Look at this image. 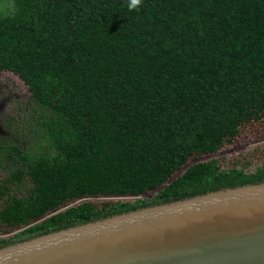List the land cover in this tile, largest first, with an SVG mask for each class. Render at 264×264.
<instances>
[{
    "label": "trees",
    "instance_id": "1",
    "mask_svg": "<svg viewBox=\"0 0 264 264\" xmlns=\"http://www.w3.org/2000/svg\"><path fill=\"white\" fill-rule=\"evenodd\" d=\"M129 3L0 0V73L26 90L2 118L0 229L19 232L0 247L264 182V163L187 166L264 119V0Z\"/></svg>",
    "mask_w": 264,
    "mask_h": 264
},
{
    "label": "water",
    "instance_id": "2",
    "mask_svg": "<svg viewBox=\"0 0 264 264\" xmlns=\"http://www.w3.org/2000/svg\"><path fill=\"white\" fill-rule=\"evenodd\" d=\"M0 264H264V182L15 241Z\"/></svg>",
    "mask_w": 264,
    "mask_h": 264
},
{
    "label": "rangeland",
    "instance_id": "3",
    "mask_svg": "<svg viewBox=\"0 0 264 264\" xmlns=\"http://www.w3.org/2000/svg\"><path fill=\"white\" fill-rule=\"evenodd\" d=\"M25 94V87L16 76L7 72L0 73V136L5 134L2 128V118L5 112L15 109L18 102L25 100ZM212 159L218 160L222 169H228L234 166L240 167L243 164H247L248 172H253L256 167L264 163V119H259L256 122L243 126L238 136L231 144L225 145L213 155L190 160L187 166ZM182 170H180L178 174H180ZM3 177L4 174L0 172V181L3 180ZM162 188L163 186L137 199L151 200ZM134 199L135 198H91L86 199V201H90L98 206L101 202L133 201ZM18 232L19 231L6 233L2 232L0 229V238H9Z\"/></svg>",
    "mask_w": 264,
    "mask_h": 264
},
{
    "label": "clouds",
    "instance_id": "4",
    "mask_svg": "<svg viewBox=\"0 0 264 264\" xmlns=\"http://www.w3.org/2000/svg\"><path fill=\"white\" fill-rule=\"evenodd\" d=\"M142 0H130L129 8L130 9H136L141 4Z\"/></svg>",
    "mask_w": 264,
    "mask_h": 264
},
{
    "label": "flooded vegetation",
    "instance_id": "5",
    "mask_svg": "<svg viewBox=\"0 0 264 264\" xmlns=\"http://www.w3.org/2000/svg\"><path fill=\"white\" fill-rule=\"evenodd\" d=\"M1 172V171H0Z\"/></svg>",
    "mask_w": 264,
    "mask_h": 264
}]
</instances>
